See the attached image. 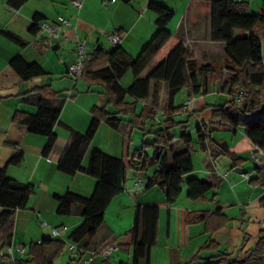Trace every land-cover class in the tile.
<instances>
[{"label": "crops", "instance_id": "0c3cea01", "mask_svg": "<svg viewBox=\"0 0 264 264\" xmlns=\"http://www.w3.org/2000/svg\"><path fill=\"white\" fill-rule=\"evenodd\" d=\"M151 1L160 2L174 12V17L167 25L168 31L173 19L178 15L174 26L179 20L180 23L175 34L178 33L185 15L202 2L200 0L114 2L82 0L81 7L76 9L72 6L71 0H25L18 6L10 5L9 0H0V168H5L6 174L14 181L33 186V193L27 206L17 210L14 219L11 242L23 244L26 248L23 255L14 250L13 255L17 261L27 257L30 244L38 243L45 236H49L51 228L65 226L66 229L58 237L52 238L62 239L65 245L76 244L71 241L70 234L83 221L80 209L74 207L69 215H58V203L54 195L71 192L89 198L94 192L97 181L85 172L77 171L73 175L62 172L58 169V164L70 146L73 133L83 134L87 130L92 118V108L102 107L110 113L115 112L113 106L107 103L101 86L89 85L83 80L74 83L69 76L68 67L73 61L75 50L72 38H85L88 52L97 49L106 52L112 49L108 34L116 32L121 36V47L134 58L157 31L156 14L148 8ZM35 14L49 21H55L61 16L66 17L71 20L75 29H65L67 38L61 39L51 40L43 31L33 34L30 28ZM198 17H194L195 21ZM4 32L13 34L25 44L19 45L10 40ZM214 43L220 44L224 52L225 43L216 41ZM17 55L28 63H38L45 74L22 81L10 65V60ZM156 57L157 54L154 58ZM163 58L159 59L153 68ZM126 75L127 73L122 79ZM145 75L141 74V76ZM122 79L120 82L124 87L132 82V78H128L127 83L123 84ZM216 82L219 84L220 92L227 95L222 89L221 80L218 79ZM41 87H45L44 92L36 90ZM161 90L162 95H160ZM44 96L52 106L61 108L58 121L53 128L56 140L47 155L43 153L47 138L29 133L26 126L14 121L15 113L18 111L35 113L37 107L34 101ZM166 97V85L160 82L157 84V94L155 97L150 95L146 103L154 99L157 106L163 107ZM133 100L130 96L125 98L128 103ZM143 105L141 100L137 101V113ZM173 105H175L174 99ZM202 109V98L195 97L189 112L193 113L197 126L211 120V116L205 119L203 117L211 115L212 110ZM118 117L124 121L119 130L109 127L103 121L99 122L94 136L84 148L81 160L83 168H87L92 150H100L119 158L125 164L126 159L129 160L130 155L140 149L145 138L138 147H134L133 132L137 129L128 134L126 122L129 118ZM152 123L154 121L151 120L149 124ZM242 136V130L238 129L229 138L220 136L216 141L232 145ZM253 146L246 150L235 149V157L240 159L234 162L227 156L211 160L206 153L198 164L193 163V170L184 175L180 194L183 197L179 196L180 199L178 198L173 204L165 203L163 194L157 186L144 188L156 167L152 169L150 167L145 171L127 168V176L130 173L131 178L127 177L124 191L115 196L106 208L103 225L91 241V247L78 258L69 256L68 264H95L96 258L99 259L96 264L120 262L129 264L132 261V252L128 231L132 226L137 205H156L159 208L157 238L155 245L150 248L149 262L154 248L162 250L168 264L186 263L199 247L207 245L210 241L216 244L214 247L217 250H202L201 257L212 256L219 252L231 253L234 256L238 251L251 249L260 232L264 230V185L251 182L257 176L256 167L248 156ZM17 151L22 152L21 162L17 165L8 164L9 159ZM242 172L249 173L251 181L242 178L239 175ZM207 175L215 178V187L206 192L202 198L190 200L187 197L186 181ZM138 178L144 179L142 185H136ZM216 210L225 216L227 222L212 232H207L202 222L185 223L184 219L188 213ZM3 211L4 208L0 206V214ZM181 220H184L183 223ZM44 222L46 225H43ZM106 244L114 246L108 257L96 256L88 263L85 262L89 256L88 250L99 249ZM5 252L6 247L0 245V257ZM128 255L131 256L130 259Z\"/></svg>", "mask_w": 264, "mask_h": 264}, {"label": "trees", "instance_id": "16d2710c", "mask_svg": "<svg viewBox=\"0 0 264 264\" xmlns=\"http://www.w3.org/2000/svg\"><path fill=\"white\" fill-rule=\"evenodd\" d=\"M24 1L9 0V3L18 6ZM207 2L210 7V40L225 43L223 67L227 73L224 76L217 73L221 70L214 69L213 64H198L192 52L182 42L177 43L145 76H141L172 36L167 25L174 12L157 1L148 4V8L156 14L157 31L136 57H131L120 44L106 52L98 49L87 51L81 63L78 80L101 86L107 103L113 106L115 112L110 113L102 107L92 108V118L87 130L83 134L73 133L70 146L58 164V169L62 172L70 175L77 171L85 172L97 181L89 198L71 192L54 195L58 203V215H69L74 207L80 209L83 221L70 234L71 241L80 249L85 251L91 247V241L103 225L106 208L115 196L124 191L127 181V167L124 162L100 150L91 151L87 168L81 166L84 148L94 136L100 121L119 130L124 121L118 116L128 117V134L135 129L143 134H154L153 143H142L141 148L134 153L130 168L145 171L156 167L144 188L157 186L166 204H173L178 200L183 177L193 170L191 135L183 130L175 142L171 133L172 126L178 123L175 116L180 113V105L174 106L173 98L183 87H188V98H195L199 94L208 93L210 83L220 79L222 89L231 96L226 104L213 107L211 120L197 126L195 130L201 150L207 151L211 160L227 156L234 162L240 159L235 157V149L246 150L251 145L264 149V0H261L260 8L255 13L247 10V3L243 0ZM42 20V16L35 14L30 32H40L39 22ZM259 33L263 35L262 38L258 36ZM4 35L19 45L25 44L11 33L4 32ZM10 65L22 81L45 74L38 63H28L20 55L13 57ZM127 72L131 73L132 82L124 87L120 81ZM160 82L165 83L167 88L165 105L157 106L154 99L146 103L150 95L155 97L157 84ZM44 89L45 87H41L36 90L44 92ZM239 89H243L246 95L242 103L237 104L233 95ZM127 96L132 97L133 102H126ZM138 100L145 102L139 113L136 112ZM34 104L37 107L35 113L18 111L14 121L26 126L29 133L47 138L43 148V153L47 155L56 140L53 128L61 108L52 106L46 96L36 99ZM158 109L163 110L162 119L149 124ZM187 114L193 115L191 112ZM238 129L242 130L243 136L232 145L219 143L211 137L213 130H231L236 133ZM176 143H179V146H176ZM145 146L153 148L152 156L142 155ZM21 160L22 152L17 151L8 164L17 165ZM255 167L257 176L252 181L249 180L264 185V164ZM186 186L187 197L196 200L215 187V178L209 175L191 178L186 181ZM32 193L31 184L14 181L6 174L5 168H0V206L4 208L0 214L1 247L10 245L16 211L27 206ZM158 213L159 208L156 205L135 207L132 226L128 231L132 252V261L129 264H149V251L157 238ZM184 220L186 224L204 223L207 232H212L227 222L219 210L188 213ZM215 245L210 241L207 245L199 247L184 264H264V230L260 232L251 249L238 251L234 256L225 252L207 257L200 256L202 250H217ZM64 247L65 241L62 239L45 236L40 242L30 244L27 257L16 261L15 264H53Z\"/></svg>", "mask_w": 264, "mask_h": 264}, {"label": "rangeland", "instance_id": "374dc122", "mask_svg": "<svg viewBox=\"0 0 264 264\" xmlns=\"http://www.w3.org/2000/svg\"><path fill=\"white\" fill-rule=\"evenodd\" d=\"M107 1V0H104ZM202 1L201 4L196 9H192L191 12H188L185 15L184 21L182 22L178 33L175 34V30L177 26L180 23V20L178 21L177 25L174 26L176 18L173 19V23L171 26H169V32L172 34L170 40L162 47V49L157 53V57L154 58L153 61L150 62V64L147 66V68L142 73L145 75L149 70L153 68V66L157 63V61L165 56V54L171 50L177 43L182 42L183 45L192 52V55L196 58L198 64L204 65V64H213L214 69H220L221 72H217L220 75H224L227 72H223L226 70L223 66L224 62V52L222 51V46L218 43H214L210 40L209 37V30H210V7L209 3L205 0ZM247 3L246 8L250 13H255L259 10L261 5V0H243ZM198 12V13H197ZM195 16H199L198 20L195 21ZM174 17V16H173ZM260 38H262V34H258ZM136 53H134L135 55ZM137 56V55H136ZM216 75V73H214ZM127 77V78H126ZM132 78L131 73L127 72V75L122 79V83L126 84L127 79ZM163 94V91L161 90V94ZM189 90L188 87H183L180 89L174 96L175 105L179 106L180 102H183L184 99L186 100L188 98ZM196 97L202 98V104L203 109L205 110H211L215 106H222L227 103V101L230 100L231 96L229 95H223L219 90V84L216 82V80H213L212 83L209 85V91L208 93L202 95L199 94ZM204 110V111H205ZM202 111V112H204ZM140 112V111H139ZM188 114H180L175 116L177 124L172 126L171 133L173 136L179 139V137L182 134V131H186V133L190 134L192 137L191 144H192V163L198 164L200 160H202L205 156L207 151L201 150L199 143L196 140V134H195V128L197 127V121L192 116H187ZM211 115L203 117L209 118ZM231 130H213L211 132V137L213 140H216V138L220 136H227L228 138L232 135ZM145 138L144 143H153L154 134H143L142 131L135 130L133 132V146L138 147L141 140ZM179 146V143H176ZM141 148V147H140ZM153 148L149 146H145V149L142 153V155L146 154L147 156H152ZM134 156V152L130 155V159L125 161L126 167L130 168V162L132 157ZM136 159V157H135ZM215 158L214 160H216ZM197 166V165H196ZM152 169V167H151ZM128 178H131L130 173L127 176ZM183 197L182 195L180 196ZM180 199V198H179ZM69 252L67 250V245L63 248L61 253L56 257L53 264H68L69 263ZM99 257V256H98ZM101 257V256H100ZM128 258L130 259L131 256L128 255ZM98 258H96L95 264L98 263ZM126 260V259H125ZM150 264H168L167 259L165 258L162 250H157L156 248L153 249L152 254L150 256ZM185 263V262H184ZM73 264V263H72ZM92 264V263H91ZM188 264V263H187Z\"/></svg>", "mask_w": 264, "mask_h": 264}, {"label": "built area", "instance_id": "2783aa9c", "mask_svg": "<svg viewBox=\"0 0 264 264\" xmlns=\"http://www.w3.org/2000/svg\"><path fill=\"white\" fill-rule=\"evenodd\" d=\"M110 2H114L117 0H109ZM72 6L76 9H79L82 5V0H71ZM39 28L40 31H43L46 33L47 37L49 39H61V38H67V36L64 33L65 29H75L70 19L66 17H59L55 21H49V20H42L39 22ZM71 39V38H69ZM75 46L74 50V57L73 61L70 63L68 67V74L71 77V79L74 81V83L78 80L80 72H81V63L87 53V45L85 38L82 37H75L72 38ZM108 41L110 42L111 46L114 47L116 45H119L121 42V36L116 33H110L108 34ZM224 72H227L225 70ZM246 93L243 89L237 90V92L233 95L234 101L237 104L242 103ZM194 98H187L184 100L180 105V113L179 114H186L190 111L192 107V102ZM144 104L145 102L142 101ZM163 114L162 109L157 110L156 116L153 118L154 122H159L160 117ZM175 142L177 140L175 139ZM249 159L255 166H262L264 164V149L259 146H253V148L248 153ZM242 178L249 180L250 174L246 172H242L239 174ZM136 185H142L144 183L143 178H138L136 180ZM43 225H46L44 222ZM66 229L65 226H61L58 228H51V233L49 237H58L64 230ZM114 249V246L112 244H106L102 246L99 249L95 250H88V258L85 260L86 263H88L93 257L101 256V257H108L110 252ZM14 250H16L19 254L23 255L26 252V248L23 244H14L10 243L6 247V252L4 255L0 257V264H15L16 259L13 255ZM67 250L71 257L78 258L83 252V249H80L76 244L69 243L67 245Z\"/></svg>", "mask_w": 264, "mask_h": 264}]
</instances>
